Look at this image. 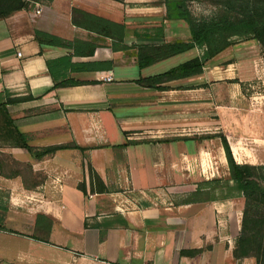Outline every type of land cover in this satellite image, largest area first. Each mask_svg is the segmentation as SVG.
<instances>
[{
  "label": "crops",
  "instance_id": "1",
  "mask_svg": "<svg viewBox=\"0 0 264 264\" xmlns=\"http://www.w3.org/2000/svg\"><path fill=\"white\" fill-rule=\"evenodd\" d=\"M23 1L0 20V264H255L234 256L242 198L185 199L228 176L221 136L237 164L264 165V103L245 94L264 83L257 42L228 47L199 75L146 86L138 81L204 52L140 66L148 48L190 42L159 0ZM73 10L113 25H77ZM35 31L61 43L41 45ZM67 80L81 83L54 88ZM24 142L87 150L38 160ZM88 165L107 192H90Z\"/></svg>",
  "mask_w": 264,
  "mask_h": 264
},
{
  "label": "trees",
  "instance_id": "2",
  "mask_svg": "<svg viewBox=\"0 0 264 264\" xmlns=\"http://www.w3.org/2000/svg\"><path fill=\"white\" fill-rule=\"evenodd\" d=\"M52 1V0H45ZM123 2L125 0H113ZM166 7L168 19L184 20L190 31V42H176L160 47L148 48L147 59L139 55L140 66H144L160 59H165L195 47L204 48L201 57H195L169 71L154 77L141 79L138 82L153 86L163 79H178L202 73V67L228 47L234 45L236 40L257 41L264 50V0H206L214 5L215 13L210 17H194L187 9L191 0H161ZM201 1V0H198ZM28 6L23 0H0V20ZM74 15L80 16V21L73 19L81 25L94 31L103 32L104 24L112 26L110 21L90 15L80 10H73ZM120 29L122 27L118 26ZM108 28V27H107ZM35 38L41 45L60 44V40L50 34L35 31ZM122 41V36H120ZM95 46L89 52L93 53ZM144 59V60H143ZM81 82L67 80L56 82L55 87L75 86ZM32 99L17 98L11 102ZM20 137H23L20 134ZM222 145L228 164V178L203 181L197 185L195 191L185 199V203L210 202L232 198H242L244 202L241 227L236 240L234 256L237 259L252 258L255 264H264V165L237 164L232 156L226 139L221 136ZM24 147L36 158L42 159L51 156L62 149H77L86 151L75 143L57 145L36 149L23 143ZM90 179V192L92 194L105 193L107 188L98 174L88 165ZM80 190L87 195L83 184ZM197 250L182 251V255H195Z\"/></svg>",
  "mask_w": 264,
  "mask_h": 264
},
{
  "label": "rangeland",
  "instance_id": "3",
  "mask_svg": "<svg viewBox=\"0 0 264 264\" xmlns=\"http://www.w3.org/2000/svg\"><path fill=\"white\" fill-rule=\"evenodd\" d=\"M142 2V1H141ZM156 2V3H155ZM160 2H162L161 0L159 1H154L152 2V4H161ZM187 9L189 10V12L197 18H202V17H210L212 16L215 11L216 8L214 7V5L208 3L206 0H191L188 1L187 3ZM241 41H247V40H236L235 42H241ZM257 42V41H256ZM235 43V44H236ZM257 47H256V51L258 57L263 58V63H261L262 66L264 68V50L261 48L260 44L257 42ZM262 60V59H261ZM253 88H249V90L245 93L246 95H248V97L250 96L251 98H253L254 102H258L259 104L264 103V98L262 96H264V83L262 81H255L253 84ZM259 166V165H256ZM220 177L221 179H226L228 178V176L226 178L223 177L222 173H220Z\"/></svg>",
  "mask_w": 264,
  "mask_h": 264
},
{
  "label": "built area",
  "instance_id": "4",
  "mask_svg": "<svg viewBox=\"0 0 264 264\" xmlns=\"http://www.w3.org/2000/svg\"><path fill=\"white\" fill-rule=\"evenodd\" d=\"M37 13H39V11H37ZM111 80L112 78L110 76L104 79V81H107V82H110Z\"/></svg>",
  "mask_w": 264,
  "mask_h": 264
}]
</instances>
